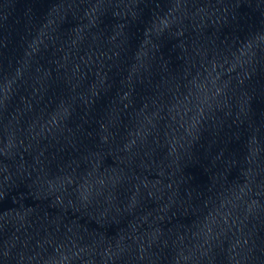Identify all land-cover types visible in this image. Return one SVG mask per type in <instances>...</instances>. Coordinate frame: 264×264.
I'll use <instances>...</instances> for the list:
<instances>
[{
  "label": "water",
  "instance_id": "1",
  "mask_svg": "<svg viewBox=\"0 0 264 264\" xmlns=\"http://www.w3.org/2000/svg\"><path fill=\"white\" fill-rule=\"evenodd\" d=\"M0 264H264V0H0Z\"/></svg>",
  "mask_w": 264,
  "mask_h": 264
}]
</instances>
